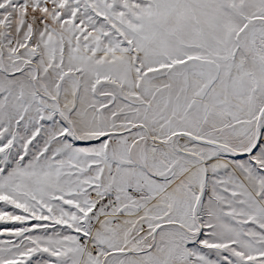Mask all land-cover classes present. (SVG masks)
I'll use <instances>...</instances> for the list:
<instances>
[{"label":"snow or ice","instance_id":"obj_1","mask_svg":"<svg viewBox=\"0 0 264 264\" xmlns=\"http://www.w3.org/2000/svg\"><path fill=\"white\" fill-rule=\"evenodd\" d=\"M0 264H264V0H0Z\"/></svg>","mask_w":264,"mask_h":264}]
</instances>
